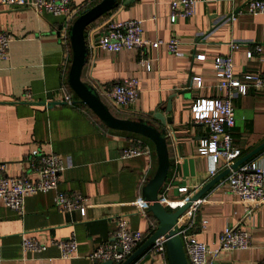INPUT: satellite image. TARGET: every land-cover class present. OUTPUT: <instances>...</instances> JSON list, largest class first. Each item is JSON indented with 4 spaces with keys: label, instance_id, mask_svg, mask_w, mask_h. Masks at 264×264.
Returning a JSON list of instances; mask_svg holds the SVG:
<instances>
[{
    "label": "crops",
    "instance_id": "crops-1",
    "mask_svg": "<svg viewBox=\"0 0 264 264\" xmlns=\"http://www.w3.org/2000/svg\"><path fill=\"white\" fill-rule=\"evenodd\" d=\"M72 1L73 7L85 9L95 0ZM124 1L118 0L117 8L86 28L88 56L82 79L119 117L143 118L159 128L164 126L154 117L155 112L172 119L165 126L171 167L160 199L175 211L180 206L174 209L170 203L176 204L189 193L195 195L219 174L211 176L210 158L199 154L200 141L209 138L210 132L206 125L193 121L190 104L198 97L224 94L214 67L217 56L231 55L239 78L246 72L264 75V13H249V0H197L193 15L172 21L174 0ZM127 19L143 21L145 38H179L178 54L170 53L165 45L151 49L149 54L156 60L146 69L140 65L136 49H99L97 43L106 24ZM67 22L65 15L0 4V30L13 37L6 57L0 56V160L6 163L8 175L20 176L31 172L27 156L32 150L58 153L66 166L58 190L87 198L85 214L59 209L54 190L28 195L22 212L0 204V264H94L90 253L114 238L118 217L125 216L131 229L144 231V241L158 227V220L139 208L143 188L158 167L154 143L143 135L109 128L89 108L65 101L69 91L76 102L68 83L71 41L67 46L60 39ZM232 41L239 43L237 48L231 47ZM257 45L262 51L249 59L247 52ZM131 76L139 78L140 98L121 107L104 90ZM195 76L202 77L201 86ZM233 102L236 125L231 134L241 159L264 142V90L238 93ZM136 143L150 153L123 158L122 150ZM248 160L264 165V149ZM184 185L189 193L178 190ZM245 214L244 204L228 190L226 176L201 197L191 230L210 250L218 247L225 228L240 220L251 233L250 248L222 251L213 258L214 264H264V204L254 207L250 217ZM204 220L207 223L203 225ZM190 221L186 211L179 226ZM31 237L48 243L47 250H24V238ZM71 237L78 242L77 254L61 258L50 240ZM146 253L135 262L169 264L168 256Z\"/></svg>",
    "mask_w": 264,
    "mask_h": 264
},
{
    "label": "built area",
    "instance_id": "built-area-1",
    "mask_svg": "<svg viewBox=\"0 0 264 264\" xmlns=\"http://www.w3.org/2000/svg\"><path fill=\"white\" fill-rule=\"evenodd\" d=\"M197 0H174L172 3L171 20L178 17H188L194 14ZM5 7H31L37 12L48 11L53 15L68 17L67 27L60 33V39L67 46L70 44V30L74 20L84 9L73 7L72 0H0ZM247 11L251 14L264 13V0H249ZM232 18L236 16L233 14ZM11 35L0 30V56L5 58ZM181 41L177 37L169 40H151L144 37L143 21L140 19L110 20L97 43V47L103 51L119 52L124 49H136L140 53L139 63L143 68L151 69L156 58L151 57L149 51L157 50L165 45L172 54H178ZM238 42L232 41L231 47L237 48ZM262 46L257 45L255 50H249L247 57L253 58L255 52H261ZM234 61L231 55L217 56L214 59L216 76L220 78L218 87L224 91L218 97H198L190 104L193 121L204 124L210 132L209 138H203L199 144V154L211 160L209 173L215 176L221 171L229 169L226 175V185L230 192L236 194L245 206V215L250 217L253 208L264 204V165L256 160H247L237 167L233 164L239 159L240 151L233 142L232 128L236 125V112L233 102L238 94H247L251 88L264 90V75L254 72H246L242 77H237L234 70ZM198 86L202 85V77L195 76ZM139 78L126 77L113 83L104 90V93L121 107H129L140 98ZM65 101L74 104L75 99L68 91ZM150 150L141 143L133 144L122 150V157L128 158L142 154H149ZM31 162L29 174L11 176L6 173V163L0 160V204L8 208L22 212L24 202L28 195L38 191L57 192L55 203L63 211L80 210L86 212L87 198L81 194L68 195L59 191L61 173L66 169L63 159L55 152H40L35 149L27 156ZM145 182V178L143 179ZM148 182V180H147ZM182 193H189V187L179 186ZM193 193H189L176 204L170 205L176 209L187 202ZM162 201V200H161ZM163 202V201H162ZM166 206V204L163 202ZM201 204V198L195 201L187 211L191 215V221L184 227L179 226V234L183 241L186 257L190 264H214L215 258L222 251L248 249L251 247V233L242 221L228 225L221 234L217 248L210 250L204 241L197 238L191 228L195 222V213ZM139 208L144 215L148 214V204L142 199ZM238 214L239 212H235ZM207 221H203V225ZM146 234L141 230L131 229L125 216L117 218V228L114 238L102 242L94 249L89 257L92 260L121 263L128 258L144 241ZM50 243L60 250L61 258L75 257L78 251L76 238L52 239ZM23 248L30 252H44L49 244L36 238H24ZM146 254L158 255L166 258V238L161 236L150 247ZM140 259V258H139ZM133 264H137L136 262Z\"/></svg>",
    "mask_w": 264,
    "mask_h": 264
},
{
    "label": "water",
    "instance_id": "water-1",
    "mask_svg": "<svg viewBox=\"0 0 264 264\" xmlns=\"http://www.w3.org/2000/svg\"><path fill=\"white\" fill-rule=\"evenodd\" d=\"M132 0H125L127 4ZM118 0H101L94 6L85 8L74 20L70 30L72 47V63L68 72V83L79 99L109 128L137 133L149 138L155 145L158 157V167L154 175L149 178L143 188V198L148 204V210L158 220L157 229L121 264H133L140 256L144 255L154 244L156 239L163 236L166 238L167 255L169 264H190L184 250L183 241L179 234V219L188 208L220 179L229 173L226 169L203 186L187 202L177 210L170 211L161 201L160 192L167 180L170 167V152L168 147V133L165 126L172 123L171 118H166L160 112H155L154 117L159 119L164 128H159L143 118L130 119L115 115L110 107L104 102L100 94L93 86L82 79V73L88 56V46L85 37L86 28L103 15L119 6ZM185 92V91H184ZM264 149V142L254 148L241 159L237 160L233 167H237L246 160ZM94 264H116L114 261L94 260Z\"/></svg>",
    "mask_w": 264,
    "mask_h": 264
},
{
    "label": "trees",
    "instance_id": "trees-1",
    "mask_svg": "<svg viewBox=\"0 0 264 264\" xmlns=\"http://www.w3.org/2000/svg\"><path fill=\"white\" fill-rule=\"evenodd\" d=\"M98 1L99 0H95L94 2H93V4H91L90 6H88V7H91V6H94L95 4H97L98 3ZM75 96H76V102L75 103H79L81 106H85V107H87L88 108V106L87 105H85L80 99H79V97L75 94ZM94 114V113H93ZM97 117V116H96ZM98 118V117H97ZM99 119V118H98ZM100 120V119H99ZM101 121V120H100ZM102 122V121H101ZM103 123V122H102ZM150 213V215H151V217H153V218H155V216L151 213V212H149Z\"/></svg>",
    "mask_w": 264,
    "mask_h": 264
}]
</instances>
